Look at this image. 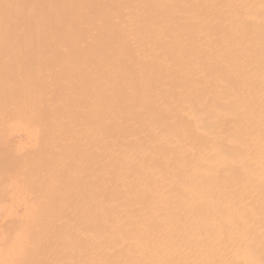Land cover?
Instances as JSON below:
<instances>
[{
    "label": "bare ground",
    "instance_id": "bare-ground-1",
    "mask_svg": "<svg viewBox=\"0 0 264 264\" xmlns=\"http://www.w3.org/2000/svg\"><path fill=\"white\" fill-rule=\"evenodd\" d=\"M0 264H264V0H0Z\"/></svg>",
    "mask_w": 264,
    "mask_h": 264
}]
</instances>
